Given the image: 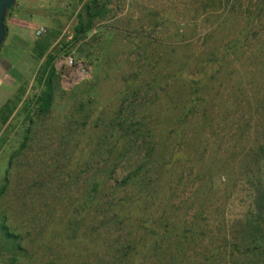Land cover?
<instances>
[{
	"label": "rangeland",
	"instance_id": "rangeland-1",
	"mask_svg": "<svg viewBox=\"0 0 264 264\" xmlns=\"http://www.w3.org/2000/svg\"><path fill=\"white\" fill-rule=\"evenodd\" d=\"M86 1L5 16L0 219L19 236L0 231V264H259L264 0H99L75 39Z\"/></svg>",
	"mask_w": 264,
	"mask_h": 264
},
{
	"label": "trees",
	"instance_id": "trees-1",
	"mask_svg": "<svg viewBox=\"0 0 264 264\" xmlns=\"http://www.w3.org/2000/svg\"><path fill=\"white\" fill-rule=\"evenodd\" d=\"M13 7H14V4L7 9L6 14H8L9 10H11ZM83 9H84V12H85V17L82 18L81 17L82 16L81 13H79L78 25L75 27V36H76L75 39H77L78 36L82 35L85 31H87L88 29L91 28L93 19L100 15L101 5L99 6V0H88V1H86L83 4ZM49 46H50V43L46 39L38 40L36 42V45H35V48H34L35 54H36L35 55L36 58L37 59L42 58L47 53ZM51 59H52V57L49 56L47 64H49ZM44 71H46V68H44ZM54 72H55V69L51 65L49 67V69L46 71V74H45V78H44V83H45L44 86L45 87L42 90V92H40L35 98V101L38 104V110L40 112H45L46 110H48L50 108L52 102H53V97H54V91L53 90L54 89H53V83H52V75L54 74ZM200 74H202V73H200ZM194 81H196V79ZM194 81H193V83L196 84V86H199V84L197 82H194ZM193 92H194V94H197V97L200 95V93H199V91H197L196 87L193 90ZM15 108H16L15 101L13 99H11V98L7 99L6 102L4 103V105L2 106L1 111H0V118H1L2 122H6L8 117L15 110ZM123 130H125V129H123ZM259 154L260 155L264 154V146H260ZM127 180L128 179H126V177L124 176V177L121 178V180H119V183H122V182L124 183ZM3 190H4V185L0 187V194L3 192ZM103 196L100 195L98 197L97 206L100 207L98 209V212L106 220L107 217H108V214H107L108 211L107 210L110 209L109 206H111V200L112 199H110V202L108 203L107 201H105V199H103ZM105 196L108 197V195H105ZM93 199H94V197L92 198V200ZM114 201H115V204H116L117 200H113V202ZM169 230H171V229H165L164 231H165V233H167ZM0 231L2 232V234L6 238H9V239L18 238V236H19V235H16V234H14L13 232H11L9 230V227L6 224L4 217H1V219H0ZM258 232H260V234H259L260 238L264 237V229L263 230L259 229ZM235 245L237 246L236 243H234V246ZM262 246H264V245H260V246H251V245H249V246H246L245 248L247 250H249V251H251V250L255 251V250L261 249ZM261 254L264 255V252L261 253ZM258 260H259L258 263L262 264L263 261H264V258L262 259L261 256L258 255ZM206 264H213L212 255H209L207 257Z\"/></svg>",
	"mask_w": 264,
	"mask_h": 264
},
{
	"label": "water",
	"instance_id": "water-1",
	"mask_svg": "<svg viewBox=\"0 0 264 264\" xmlns=\"http://www.w3.org/2000/svg\"><path fill=\"white\" fill-rule=\"evenodd\" d=\"M15 0H0V46L4 41L6 35V27H5V16L6 11L9 7L14 4Z\"/></svg>",
	"mask_w": 264,
	"mask_h": 264
},
{
	"label": "built area",
	"instance_id": "built-area-1",
	"mask_svg": "<svg viewBox=\"0 0 264 264\" xmlns=\"http://www.w3.org/2000/svg\"><path fill=\"white\" fill-rule=\"evenodd\" d=\"M44 30H45V29H44V26L39 25V26L35 29V32H34L35 36H40V35L43 33ZM71 61H72V59H70V62H71Z\"/></svg>",
	"mask_w": 264,
	"mask_h": 264
},
{
	"label": "crops",
	"instance_id": "crops-1",
	"mask_svg": "<svg viewBox=\"0 0 264 264\" xmlns=\"http://www.w3.org/2000/svg\"><path fill=\"white\" fill-rule=\"evenodd\" d=\"M2 106H3V103H2V100H1V97H0V111H1Z\"/></svg>",
	"mask_w": 264,
	"mask_h": 264
}]
</instances>
